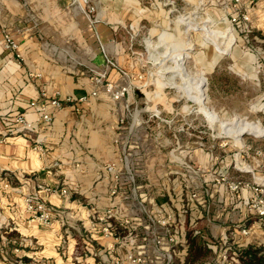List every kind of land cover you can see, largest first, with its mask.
Instances as JSON below:
<instances>
[{
  "label": "crops",
  "instance_id": "0c3cea01",
  "mask_svg": "<svg viewBox=\"0 0 264 264\" xmlns=\"http://www.w3.org/2000/svg\"><path fill=\"white\" fill-rule=\"evenodd\" d=\"M176 1L189 9L215 4L209 10L221 19L232 13V0ZM166 6L165 0H0V233L16 234L7 242L0 235V244L7 246H0V264H114L117 257L123 264H185L187 230L198 226L217 259L230 242L264 247V231L245 204L252 192L232 198L220 181L237 172L230 170L231 155L197 146L166 150L161 123L149 118L154 109L147 100L143 52L130 26L147 30L140 44L150 47L147 38L153 31H162L160 41L164 29L176 22ZM240 6L249 20L238 30L243 41L253 44L264 70V0H242ZM191 14L197 12L186 16ZM4 33L17 42L16 51L5 48ZM222 58H215L211 73ZM243 67L236 65L238 74L245 73ZM196 72L189 75L206 79ZM107 82L131 90L115 100ZM93 91L97 95L77 107L48 105L50 122L30 105L43 93L65 98ZM15 113H24L38 131L10 128L4 116ZM248 160L259 168L257 157ZM111 162L122 179L114 197L105 169ZM29 197L50 208L51 225L28 208ZM110 206L132 222V235L125 230L124 241L103 236L96 221ZM241 226H249L250 234L241 236ZM170 236L182 244L174 246ZM127 253L142 262L129 261Z\"/></svg>",
  "mask_w": 264,
  "mask_h": 264
},
{
  "label": "rangeland",
  "instance_id": "374dc122",
  "mask_svg": "<svg viewBox=\"0 0 264 264\" xmlns=\"http://www.w3.org/2000/svg\"><path fill=\"white\" fill-rule=\"evenodd\" d=\"M208 5L202 3L189 9L176 0L173 5L167 4L166 8L171 10L176 22L164 29L160 41L157 34L162 31H153V35L147 38L151 44L148 48L140 44L146 40L147 30L133 28L134 42L138 44V51L142 49L143 52L141 66L147 73L149 84L147 100L154 109L149 114L159 115L163 136L160 141L166 150L174 146H179L180 150L197 146L218 155L228 154L232 158L230 170L236 172L235 154L244 149L245 159L248 160L249 156L258 158V169L248 161L255 172L264 177V154L259 157L255 154L257 150L264 153L263 66H259L261 62L253 44L242 40L238 28L230 21V15L228 20L221 19L209 10H214L215 4ZM192 11L197 14L186 16ZM220 56L223 58L218 71L211 73L209 70L215 65V58ZM236 65H243L245 73L238 74ZM198 71H202L206 79L201 75L200 78L189 75ZM240 174L237 171L228 174V178L235 180ZM249 176L244 171L242 179L249 181ZM4 232L2 229L0 235L6 242L7 236L16 237L10 231ZM233 250L230 249L229 262L239 264L232 255ZM220 261L221 258L214 255L208 262L222 264Z\"/></svg>",
  "mask_w": 264,
  "mask_h": 264
},
{
  "label": "built area",
  "instance_id": "2783aa9c",
  "mask_svg": "<svg viewBox=\"0 0 264 264\" xmlns=\"http://www.w3.org/2000/svg\"><path fill=\"white\" fill-rule=\"evenodd\" d=\"M79 2L80 0H76ZM88 1V0H83ZM241 1L242 0H232L231 8L232 13L230 15V21L237 28L243 23L249 20V15L247 12L242 11L241 9ZM166 4H174L175 0H165ZM177 10V9H175ZM90 13L94 12V7H90ZM91 25L94 28L97 34V20L92 18ZM133 26H130L131 32H133ZM4 45L6 49L16 51L18 48L17 42L12 38L11 35L4 33ZM131 37L134 38L133 33H131ZM109 64H112V61L108 60ZM31 76L33 74H30ZM106 90L108 93L112 95L115 100H119L128 95L131 90L130 85H124L120 87H115L112 82L106 83ZM97 92L93 91L91 94H84L81 96H67L65 98H60L59 95H54L52 97H48L46 93H43L40 98L37 100H33L30 102V105L41 113V119L45 122H50L52 120V114L48 111V105L53 106L54 108H60L63 106H75L86 102L89 97L96 96ZM156 117L158 119L159 115L157 113L150 114V117ZM207 123L209 122L208 118H206ZM5 123L12 128L13 125H16L23 132L34 133L37 132L36 125L29 121L24 113H15V114H7L4 116ZM0 140H4L2 134H0ZM178 142V141H177ZM250 149V147H249ZM244 149H241L240 152L235 154V162L234 167L241 174L240 177H237L235 180H230L227 175H222L220 181L226 183L227 191L229 192L232 198L238 196L243 190H250L252 194L245 200L246 206L249 208L250 212L255 216L254 223L264 231V177L259 176L255 169L251 166V163L247 159L244 158L243 154ZM258 157L263 155L262 150H257L255 153ZM106 172L109 174V179L111 181L110 195L112 197L117 196L120 192L121 188V174L118 171L117 164L115 162H111L105 165ZM244 171L249 173V181H246L243 178ZM47 191H55L58 188L54 189L52 187L45 186ZM60 192L65 194L68 192L67 188H60ZM196 195L193 194V197ZM26 204L30 210L35 212L36 218L44 225L49 226L52 223V212L50 208H48L43 202L39 201L37 198L29 197L26 199ZM96 221L100 225L101 232L105 237H112L116 241H124L125 237L116 235V229L118 223L120 227H123L127 231V237L132 235L133 227L132 222L129 218H120L118 215V210L114 206L108 207L104 212L96 216ZM158 222L162 224H166V219H159ZM249 226H241L240 234L241 236H247L250 234ZM169 240L174 244V246L178 247L182 244L181 240L176 239L174 236H170ZM160 241L158 240V243ZM213 244V243H211ZM237 244L231 243L221 251L219 258H221L220 263L222 264H231L229 262L230 249H234V246ZM114 245H110L109 249H113ZM229 255V256H228ZM126 259L133 263L142 262L141 257L134 256L132 253L126 254ZM236 260V259H235ZM238 263V261H236ZM114 264H123L122 259L117 257L115 259Z\"/></svg>",
  "mask_w": 264,
  "mask_h": 264
},
{
  "label": "trees",
  "instance_id": "16d2710c",
  "mask_svg": "<svg viewBox=\"0 0 264 264\" xmlns=\"http://www.w3.org/2000/svg\"><path fill=\"white\" fill-rule=\"evenodd\" d=\"M116 235H124L125 228L118 226L116 223ZM215 241V240H213ZM210 240L203 234V227H195L187 230L186 247L187 255L185 264H209L212 256L216 255L209 247ZM232 255L239 264H264V247L248 246L240 248L234 246Z\"/></svg>",
  "mask_w": 264,
  "mask_h": 264
},
{
  "label": "bare ground",
  "instance_id": "6f19581e",
  "mask_svg": "<svg viewBox=\"0 0 264 264\" xmlns=\"http://www.w3.org/2000/svg\"><path fill=\"white\" fill-rule=\"evenodd\" d=\"M198 74V73H197ZM199 75V74H198ZM199 77H200V75H199ZM230 131H232V129H229ZM232 132H234V130L232 131ZM235 133V132H234ZM239 133H240V129L238 130V132H237V135H239Z\"/></svg>",
  "mask_w": 264,
  "mask_h": 264
}]
</instances>
